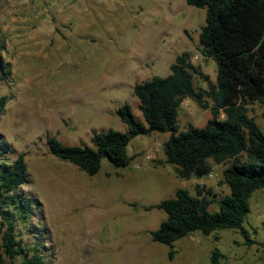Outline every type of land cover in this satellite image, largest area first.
<instances>
[{"label":"rangeland","instance_id":"374dc122","mask_svg":"<svg viewBox=\"0 0 264 264\" xmlns=\"http://www.w3.org/2000/svg\"><path fill=\"white\" fill-rule=\"evenodd\" d=\"M204 23L205 10L184 0H0V69L10 73L0 74V98H6L0 137L14 150L11 160L24 156L28 180L19 196L34 200L26 219L12 216L22 256L38 253L45 264H211L218 249L219 264H264V248L246 247L233 230L181 238L171 260L169 248L151 239L166 219L155 206L177 189L194 196L199 188L212 200L208 210L218 211L217 201L230 194L223 176L229 162L210 161L208 176L179 179L164 164L170 133L153 132L131 140L128 167L104 159L90 177L52 156L45 143L54 136L65 145H90L93 131L126 132L118 116L123 105L143 120L134 85L166 77L183 53L214 82L216 65L198 41ZM193 84L207 90L202 76L194 75ZM248 111L264 133V106L255 103ZM211 118L209 108L185 99L178 132ZM249 205L244 227L262 242L264 189Z\"/></svg>","mask_w":264,"mask_h":264},{"label":"trees","instance_id":"16d2710c","mask_svg":"<svg viewBox=\"0 0 264 264\" xmlns=\"http://www.w3.org/2000/svg\"><path fill=\"white\" fill-rule=\"evenodd\" d=\"M184 1L205 10L198 41L202 55L216 65L215 81H209L183 53L170 65L166 77L134 85L133 96L143 120L132 114L129 105H123L118 116L126 125V132L93 131L90 145L69 146L54 136H47L45 143L52 156L92 177L100 171L104 159L115 168L128 167L133 160L128 153L133 138L169 132L170 137L163 144L164 164L170 165L179 179L190 180L208 176L212 172L210 161L215 165L229 162L223 176L230 194L217 201L218 211L210 212L212 200L202 195L199 188L194 196L186 189H177L174 197L155 206L165 213L166 219L150 232L152 241L169 248L170 260L173 244L195 232L209 236L216 230H233L246 247L257 244L264 248V241L251 239L244 227L252 194L264 189V133L248 114L249 106H264V0ZM0 74L5 79L10 73L0 69ZM194 75L203 77L207 90H196ZM204 98L211 100V106ZM185 99L209 108L212 118L201 128L188 125L178 132L177 118ZM5 101V97L0 98V111ZM13 153L0 137V264H15V256L23 255L12 216L26 219L34 201L19 196L28 173L24 156L11 160ZM222 258L214 249L210 263L219 264ZM19 264L45 262L35 253L28 258L22 256Z\"/></svg>","mask_w":264,"mask_h":264}]
</instances>
